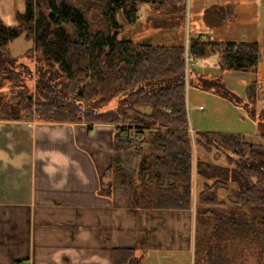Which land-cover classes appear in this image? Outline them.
Masks as SVG:
<instances>
[{
    "label": "trees",
    "instance_id": "obj_1",
    "mask_svg": "<svg viewBox=\"0 0 264 264\" xmlns=\"http://www.w3.org/2000/svg\"><path fill=\"white\" fill-rule=\"evenodd\" d=\"M22 3L23 11L13 13L15 26L8 27L0 18V120L82 124L87 129L111 126L114 156L102 176L109 181L106 196L112 198L119 189L120 198L137 212L193 209L200 227L193 264H214L211 245L221 238L224 225L243 237L252 233L264 237V135L261 144L254 145L230 133L191 132L185 100L190 90L205 92L251 116L220 76H205L197 66L216 56L222 73H254L261 58L257 42H223L206 36L201 40L203 34L197 32L190 35L185 49L182 42L154 45L147 38L140 42L124 37V26L140 22L142 6L157 12L166 7L162 0ZM177 3L184 12L186 0ZM177 3L170 5L173 11L167 7L168 15L179 11ZM233 12L222 11L227 20ZM206 16L214 18L212 24L205 19V26L215 28V8ZM152 20L148 16L145 23ZM173 26L179 31L184 27ZM19 38L30 42L31 48L15 55L10 47ZM186 51L194 63L188 67L187 88ZM23 58L36 63L35 78ZM31 80L32 89L27 85ZM8 83L10 92L2 94ZM255 89L253 81L247 89L251 105ZM5 96L14 102H4ZM112 102L114 107L108 108ZM132 129L146 140L145 148L124 138ZM131 150L137 165L129 177L120 170L116 155ZM195 183L200 189L194 196ZM112 264H141V260L133 249H116Z\"/></svg>",
    "mask_w": 264,
    "mask_h": 264
},
{
    "label": "crops",
    "instance_id": "obj_2",
    "mask_svg": "<svg viewBox=\"0 0 264 264\" xmlns=\"http://www.w3.org/2000/svg\"><path fill=\"white\" fill-rule=\"evenodd\" d=\"M256 4L264 0H215L212 29L224 28L222 11ZM0 10L4 24L15 26L1 0ZM112 152L111 126L0 120V264H112L113 251L126 248L142 264L153 253L191 252L193 209L137 212L120 194L106 196L102 176ZM199 189L195 183L194 196Z\"/></svg>",
    "mask_w": 264,
    "mask_h": 264
},
{
    "label": "rangeland",
    "instance_id": "obj_3",
    "mask_svg": "<svg viewBox=\"0 0 264 264\" xmlns=\"http://www.w3.org/2000/svg\"><path fill=\"white\" fill-rule=\"evenodd\" d=\"M162 3L166 7L157 10V12L150 10L147 5L142 6L140 22L135 26H124V37L140 42L147 38L154 45H177L182 42L186 49L190 35L201 32L204 36L210 39H217L218 41L241 42L245 40L247 42L255 41L259 44L261 58L254 73H222L216 65H212L214 61H217L216 56L205 61L208 63V67L203 63L197 66V70L200 73H206L208 76H220L225 87L242 99L239 104L244 108L247 107V110L251 112V116L241 107L224 103L221 99L218 100L216 97L196 90L188 91V101L186 100L187 98L185 100L186 105L188 102L189 126L192 131L195 129V131L230 133L242 137L245 142L254 145L261 144V137L264 135V5L256 4V9L249 11L234 10L233 15L226 21L224 28H220V31L216 32L215 29H210L202 24L203 19H199V16L205 17L207 12L215 8V0H186V10L184 12L181 11L182 7L177 3V0H162ZM172 3L178 4L177 9L180 7L179 11H175L173 16V13L167 14V7L173 11V7L170 6ZM1 6L6 7L11 12L12 18L14 11L22 12L24 9L22 0H1ZM180 11L183 12V16L178 13ZM148 16H152L153 20L145 23ZM213 18L209 17L208 19L211 24L213 23ZM176 23L182 24L184 27L182 26L180 31L176 30L173 26ZM189 26L191 27V33L188 31ZM29 48H31V43L22 38L17 39L10 47L15 55H22ZM21 61L29 65L32 71L31 77L35 78L34 64L36 63L26 58L21 59ZM42 64L41 62L38 63L39 66ZM192 64H194L193 60L186 62L185 65V88L188 85V67ZM200 77L202 78L203 76ZM253 81H256L257 89H255V104L251 105L247 100V89ZM5 85L2 89V94L10 92V84ZM27 85L32 89L34 81H27ZM3 101L14 102L9 96H5ZM243 101L245 102L243 103ZM217 102L223 104L220 110L215 109V103ZM114 104L115 102H112L108 108L114 107ZM106 131L107 135L103 136L105 137L104 144L107 149H110L109 129ZM113 156V152L109 154V163H111ZM116 162H118L121 171L126 172L129 177L132 176L133 169L137 165L133 150L125 154H117ZM120 170L116 171L119 172ZM117 190L119 191V189ZM221 230V238L213 240L211 245L213 252L210 255L214 256V264H264V237H256L254 233L246 237L240 234L239 236V231H234L227 225H224ZM199 231L200 227L196 218L193 217L191 252L180 250L170 251L167 254L153 253L148 255L142 264H193L195 247L198 244L195 243V240L196 237L199 240L200 235L198 233L196 236V232Z\"/></svg>",
    "mask_w": 264,
    "mask_h": 264
},
{
    "label": "built area",
    "instance_id": "obj_4",
    "mask_svg": "<svg viewBox=\"0 0 264 264\" xmlns=\"http://www.w3.org/2000/svg\"><path fill=\"white\" fill-rule=\"evenodd\" d=\"M205 36L204 35H200V39L201 40H204ZM192 60V57L189 56V54L187 53V51L185 52V62L188 63V61H191ZM201 108V107H199ZM186 110H188L187 106H186ZM189 131L192 132V129L191 127L189 126ZM124 138H128V139H131L132 141L134 142H139L143 148H145L147 145H146V140L144 138H139L136 134H135V131L132 129L131 131H129L128 133H126L124 135Z\"/></svg>",
    "mask_w": 264,
    "mask_h": 264
}]
</instances>
